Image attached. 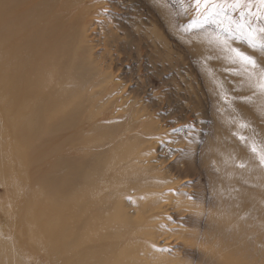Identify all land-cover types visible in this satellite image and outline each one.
I'll return each instance as SVG.
<instances>
[{
	"label": "rangeland",
	"instance_id": "374dc122",
	"mask_svg": "<svg viewBox=\"0 0 264 264\" xmlns=\"http://www.w3.org/2000/svg\"><path fill=\"white\" fill-rule=\"evenodd\" d=\"M145 1L83 0L76 42L88 75L86 90L69 98L78 111L75 126L54 128L57 87L52 82L46 83L53 89L27 84L26 98L14 102L15 110L28 109L47 96L42 112L49 115L35 135L17 134L0 104L7 171V178L0 179V235L11 239L28 264H52L28 238V221L35 203L37 209H53L52 201L65 194L68 208L82 209L65 221L87 249V167L105 171L106 158L132 148L144 159L139 168L128 166L125 179L152 180L143 190L130 185L113 196L112 204L133 230L152 231L141 258L157 264H264V165L252 152L253 146L264 150V95L239 65L204 42L200 29L189 28L198 19L194 0ZM20 9L21 0H0L1 80L9 72L16 39L26 35V12L19 20L8 19ZM207 27L215 30V25ZM231 44L264 65L259 48H249L242 39ZM37 68L36 61L27 68L33 83L52 80L49 74L36 76ZM0 88L8 89L5 84ZM79 157L91 159L81 165V179L69 189L53 188L56 162ZM110 171L117 180L118 166ZM103 198L104 191L93 211L104 210ZM146 204L153 211L150 220L135 226Z\"/></svg>",
	"mask_w": 264,
	"mask_h": 264
},
{
	"label": "bare ground",
	"instance_id": "6f19581e",
	"mask_svg": "<svg viewBox=\"0 0 264 264\" xmlns=\"http://www.w3.org/2000/svg\"><path fill=\"white\" fill-rule=\"evenodd\" d=\"M146 1L149 2V0ZM106 4L104 5L106 6ZM157 4L155 3V5ZM164 5L166 6L167 4L164 3ZM83 6V0H21V9L16 13L12 12L8 18L11 22L19 20L21 13L26 12L24 16L26 19L25 24H27L26 29H24L26 35L18 37L16 39V47L10 51L11 57L7 63L9 72L6 74V78L1 80L2 75L0 74V85L5 84L8 88L6 91L0 88V104L5 106V116L9 124L13 125L17 134L19 133L21 136L24 133H28V135L37 134L41 125H43V120H47L46 118L49 115L48 111L42 112V103L46 101L47 96L39 97L36 103L28 109L24 107L21 110H15V100H23L28 94L27 89H25L27 84L31 87L33 86L32 88H43L44 86L52 88L46 82L55 84L57 87L55 89L57 97L53 99L55 107L52 112L56 115L58 124L54 128L76 125L78 111L76 112L71 107L72 101L69 98L80 94L77 92L86 90V77L88 75L85 63L81 61L79 56L81 51L80 46L76 42L78 38L80 39L82 33L79 18L83 17L82 19H84V16L81 14L84 11ZM85 12L87 13V11ZM14 30L17 29L14 28ZM18 32L15 31L13 33L17 34ZM13 38L15 37H11V39ZM34 61L38 63L35 75L43 77L49 74L52 75V80L43 81V83L32 82V74L28 75L27 68ZM49 93L52 94V92ZM96 127L100 131H104V128L100 124ZM111 134L112 131L107 133V135ZM1 139L2 132L0 130V179L2 177L7 178V171H4L2 167L4 155ZM142 159L144 157H140L135 153V150L127 148L124 152L119 150L116 155H112L110 158L108 157L104 160L105 171L99 167L88 170L87 167V249L83 248V244H80L77 239L81 234L73 232L72 225L65 221L68 215L76 217L82 211L81 208L78 210L68 208L66 202L69 199V195L60 194L61 201L54 199L52 201L53 209H37L38 204L35 203L31 208L32 216L28 221V238L40 250V253L46 255L52 264H157L156 261H148L147 257L141 258V251L149 244V240L146 241V237H151L152 231L142 233L140 228H134L133 230V227L127 221L117 216V211L112 204L113 196L120 194L124 189L129 190L130 185L137 184V186H134V189L143 190L146 184L151 182L152 178L149 177L138 179H125L124 177L128 166L139 168L138 166L141 165ZM124 161H127L125 166L123 165ZM86 162L88 166V163L91 162L90 157L67 158L57 161L54 171L51 173L53 188L67 187L69 189L71 185L81 179L83 175V167L81 165ZM113 165L118 166L117 180L112 171H110ZM124 183L128 186L125 187ZM103 191L104 210L100 209L98 212H95L92 210V207L101 201ZM148 205L144 206L142 217L135 219V226H142V224L150 220V214L153 211L151 206ZM102 219L104 220L100 222ZM143 235L144 239L140 240L139 238L141 237L139 236ZM204 249L203 247L201 250L203 252L207 251V249ZM217 257L219 258V256ZM0 264H28L13 247V243L7 235H0Z\"/></svg>",
	"mask_w": 264,
	"mask_h": 264
},
{
	"label": "snow or ice",
	"instance_id": "6c2138e0",
	"mask_svg": "<svg viewBox=\"0 0 264 264\" xmlns=\"http://www.w3.org/2000/svg\"><path fill=\"white\" fill-rule=\"evenodd\" d=\"M194 7L198 19L189 28L200 29L204 42L223 53L230 64L239 65L246 80L264 95V65L231 44L242 39L249 48L264 52V0H194ZM212 25L215 30L209 31L207 26ZM252 152L264 165V150L253 146Z\"/></svg>",
	"mask_w": 264,
	"mask_h": 264
}]
</instances>
